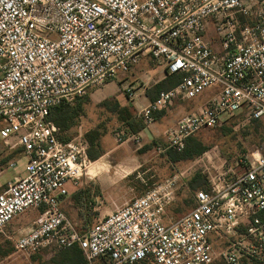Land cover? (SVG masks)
<instances>
[{
  "label": "built area",
  "instance_id": "2783aa9c",
  "mask_svg": "<svg viewBox=\"0 0 264 264\" xmlns=\"http://www.w3.org/2000/svg\"><path fill=\"white\" fill-rule=\"evenodd\" d=\"M235 14L249 16L242 0H0V233L27 209L39 212L14 241L17 251L76 246L84 264H211L215 244L224 242L227 264L264 262L258 150L232 165H203L207 186L177 218L167 216L175 173L78 229L61 204L86 175V144L80 133L64 142V132L48 120L54 107L128 73L142 56L166 75H182L139 112L144 129L174 102L212 89L167 130L162 150L180 152L188 138L239 114L264 119V0L252 25L239 26ZM208 18L218 19L221 52L203 39ZM124 94L135 98L132 85ZM128 138L139 141L115 132L117 142ZM239 229L245 239L229 243Z\"/></svg>",
  "mask_w": 264,
  "mask_h": 264
},
{
  "label": "rangeland",
  "instance_id": "374dc122",
  "mask_svg": "<svg viewBox=\"0 0 264 264\" xmlns=\"http://www.w3.org/2000/svg\"><path fill=\"white\" fill-rule=\"evenodd\" d=\"M101 87L90 86L83 95L76 97L69 103L71 108L78 109V118L74 120L72 127L77 128L78 126L76 127V125L80 124L79 126H81L82 130H87L83 137V141L86 144V156L89 149L86 137L88 131H91L95 126H100L101 132L107 130L114 131L119 127L117 114L108 110L112 106L110 101V105L95 103L96 101L93 100L90 101L89 96L97 88L100 90ZM207 93L212 94V89L205 91L192 101L177 102L171 108H175L177 105L184 106L185 114L189 113L198 104L197 100H203ZM79 102L81 103V108L77 106ZM195 139L205 148L204 152L193 160L177 163H172L167 156V150H162L165 144L163 142H159L157 145L154 144L151 148L140 147L137 153L141 159V165L133 174V179L130 180L137 191L134 197L144 195L154 184L172 177L175 173L180 174L177 179L174 202L167 211L169 218L179 217L193 206L192 199L195 188L189 186V181L195 170L202 172V166H209L210 163L216 167H221L224 162L232 165L236 161H244L248 154L256 150L264 154V119L256 122L242 120L239 124L228 122L220 127L200 131L195 135ZM137 146V141H133V147ZM93 150L92 152L95 151ZM96 151L98 152L97 148ZM15 173L11 171L6 177L10 178ZM201 174L206 177V173ZM84 178L85 176L81 179V182ZM91 193L94 197L97 196L95 188L93 190L92 187L79 186L75 194L71 195L63 206V209L78 229L88 226L104 216V213L92 211ZM38 214L39 212L34 209H27L11 221L3 232L0 233V264H51V260L53 259L56 261L60 260L61 253L64 251L63 249L49 247L34 252L22 253L17 251L13 246L16 238L31 227ZM260 219L264 221L262 214L260 215ZM243 234L244 229H239L235 241L231 240L229 243L242 242L245 239ZM227 245L228 243L224 242H217L215 244L214 260L211 264H227L222 257V252L226 249ZM239 264H264V262H259L252 258H241Z\"/></svg>",
  "mask_w": 264,
  "mask_h": 264
},
{
  "label": "crops",
  "instance_id": "0c3cea01",
  "mask_svg": "<svg viewBox=\"0 0 264 264\" xmlns=\"http://www.w3.org/2000/svg\"><path fill=\"white\" fill-rule=\"evenodd\" d=\"M261 1L242 0L245 7L249 10V16L244 17L240 14H235V19L239 26L252 25L254 23L253 14L260 7ZM217 21L218 19L215 18H208L206 20L203 39L213 51L221 52V46L215 30ZM167 76L162 66L156 65L147 56H142L139 63L128 73L119 74L114 79L115 81H107L101 85L100 90L98 87L89 98L91 99L90 101L93 100L96 101L95 103L100 104L109 103V101L115 102L119 108L125 110L132 119H135L138 118L139 112L152 101V97L156 98L153 87L165 81ZM140 83L142 84L139 85ZM130 85H132L135 92V98L132 100H129L124 94V89ZM211 95V93H207L203 100H197L198 104L190 112L196 111ZM175 103L177 102L169 106L170 108L168 107L162 112L155 114L154 122L151 125L142 129L137 134H129L139 137L137 147H133V139L131 138L125 139L122 142L115 140V132L123 131L125 133L124 129H126L122 126L123 123L119 120V116V127L116 130L101 132L100 126H95L91 130L96 131L98 134L95 142L97 143L96 148L99 156L94 161H90L87 158L89 165H87L86 175L80 187L85 185L86 187H92L93 190L94 188L96 189L97 196L94 197L92 193L90 196L93 206L92 211L104 213L105 216L129 202L136 195L137 191L130 180L133 179V174L141 165V159L137 150L140 147L151 148V146L153 147L154 144L157 145L159 142L165 143L167 130L174 127L181 117L188 114H185L184 106L177 105L175 108H171L172 106L174 107ZM79 125H76V127L78 126L77 128L72 127L64 131L62 138L70 140L72 137L79 136V133L84 137L87 130H82ZM83 131L85 132L83 133ZM78 188L69 186V195L61 204V208L66 215L67 213L63 209V206L67 199L75 194ZM88 226H83L80 229Z\"/></svg>",
  "mask_w": 264,
  "mask_h": 264
},
{
  "label": "trees",
  "instance_id": "16d2710c",
  "mask_svg": "<svg viewBox=\"0 0 264 264\" xmlns=\"http://www.w3.org/2000/svg\"><path fill=\"white\" fill-rule=\"evenodd\" d=\"M182 75L180 74H173L168 75L166 80L156 84L153 87V91L155 93V97L158 95L160 91H166L174 86H176L181 81ZM155 98L152 97V101ZM110 105L108 102L103 103V105ZM112 106L111 108H107L110 112L116 113L117 116H119V120L123 123L122 126H124L126 129V134H137L142 129H144V126L142 124V121L138 118H131L129 114L119 108V106L115 102H111ZM81 108V103L77 105ZM77 112L78 109H74L70 107L69 103L63 102L60 105L54 107L48 116V120L51 121L57 128H59L60 131L64 132L66 130H69L74 125V120L77 119ZM162 112V111H161ZM246 121V122H256L259 120H249L245 119L241 114L237 116H233L229 118L224 124L228 122L237 123L239 124L240 121ZM223 124V125H224ZM87 141L89 144V149L87 151V157L90 161H94L98 158V152L96 151L97 143L95 142L98 138V134L96 131H90L86 135ZM64 142L68 141L64 138H62ZM92 149H94L92 152ZM205 148L195 139V136H192L188 138L185 141V145L183 150L180 152H177L172 149H168L166 151L167 156L172 161V163H177L180 161H189L193 160L196 157L200 156L204 152ZM170 161V162H171ZM202 172L200 170H195L191 176V179L189 181V186L191 188H195L193 190V193L200 189H205L207 186L206 178L201 174ZM201 183V185H200ZM193 200V199H192ZM262 216H264V213H262ZM64 251L61 253L60 260H51V264H84V258L80 252V250L76 246H72L67 249H63ZM140 264H148L147 262H142Z\"/></svg>",
  "mask_w": 264,
  "mask_h": 264
},
{
  "label": "bare ground",
  "instance_id": "6f19581e",
  "mask_svg": "<svg viewBox=\"0 0 264 264\" xmlns=\"http://www.w3.org/2000/svg\"><path fill=\"white\" fill-rule=\"evenodd\" d=\"M89 165V164H88Z\"/></svg>",
  "mask_w": 264,
  "mask_h": 264
}]
</instances>
